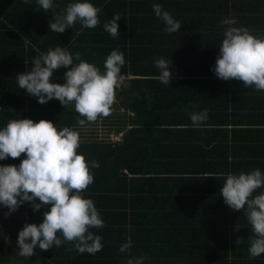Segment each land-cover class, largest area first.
<instances>
[{
	"label": "trees",
	"instance_id": "obj_1",
	"mask_svg": "<svg viewBox=\"0 0 264 264\" xmlns=\"http://www.w3.org/2000/svg\"><path fill=\"white\" fill-rule=\"evenodd\" d=\"M91 3L100 8L99 25L79 33L68 28L61 44L54 36V43L41 44L35 37L38 23L21 35L6 29L5 38L0 29V128L22 118L47 119L58 130L79 127L77 120L83 117L74 104L63 107L55 98L40 104L18 87L16 75L29 70L41 52L65 47L101 71L112 50L124 54L121 74L132 78L117 89L107 116L124 130L122 141L81 140L77 149L87 161L99 164L90 169L94 182L83 195L94 201L105 222L103 228L90 229L102 237L103 248L79 254L65 241L47 251L37 246L33 259L17 260L19 231L26 222H42L45 209L34 212L25 202L5 216L8 209L0 205V264H127L129 257L140 256L145 257L143 264H264V259L244 256L232 247L231 208L219 192L227 174L250 171L237 160L246 154L239 143L248 132L255 139L264 133V91L244 88L236 79H219L213 71L226 27L221 21L231 17L237 26L264 35V0ZM154 3L180 21L178 32L165 31L153 12ZM115 13L121 19L120 34L114 38L103 25ZM161 56L172 60L169 85L158 79L155 59ZM66 70H56L50 81L63 84ZM204 109L207 121L193 127L189 113ZM253 154L260 153L251 152L250 157ZM24 156L0 160V165H19ZM255 163L248 162L249 168ZM128 237L132 246L121 252Z\"/></svg>",
	"mask_w": 264,
	"mask_h": 264
},
{
	"label": "clouds",
	"instance_id": "obj_2",
	"mask_svg": "<svg viewBox=\"0 0 264 264\" xmlns=\"http://www.w3.org/2000/svg\"><path fill=\"white\" fill-rule=\"evenodd\" d=\"M30 0H24L29 3ZM38 9L49 13L56 5L53 0H37ZM155 16L165 25L169 34L178 32L180 21L162 9L159 3L152 5ZM100 9L90 0H74L67 4L63 15H54L49 21L51 32L63 33L79 22L84 28H95L100 20ZM121 19L119 13L108 20L103 28L112 37H117ZM225 25L220 50L213 71L217 78L228 81H243L244 88L264 91V35H255L245 26H237L234 18L221 21ZM75 61V63H74ZM31 68L16 75L18 87L45 104L53 98L63 107L74 104L81 119L77 124L81 129L86 122H95L98 117L111 114L116 102V91L121 87L124 76L121 69L125 64L124 54L114 49L104 61V71L86 60L79 52L72 53L65 47L49 48L32 59ZM172 60L163 56L155 59L159 69L158 79L170 84ZM71 66V67H69ZM61 67L64 73L63 84L50 81ZM196 107V105H190ZM193 127H201L208 119V110L189 113ZM80 132L68 126L59 130L52 121L31 118L10 119L0 128V160L9 157L20 158L19 165H0V205L8 209L10 215L28 202L33 211L42 207L43 220L39 224L25 223L18 233L19 255L29 258L39 246L47 251L59 247L65 241L74 246L79 254H95L102 250V237L90 229L103 228L104 220L91 198L83 193L94 182L90 169L98 168L96 161H87L78 154ZM264 172L255 168L249 172L229 173L220 188L224 203L245 215L251 228L247 237L250 258L264 254ZM238 237L236 245L243 242ZM132 246L131 237L120 246L125 252ZM145 257H129L127 264H143Z\"/></svg>",
	"mask_w": 264,
	"mask_h": 264
},
{
	"label": "crops",
	"instance_id": "obj_3",
	"mask_svg": "<svg viewBox=\"0 0 264 264\" xmlns=\"http://www.w3.org/2000/svg\"><path fill=\"white\" fill-rule=\"evenodd\" d=\"M54 5H56L52 10L49 11V13L44 12L41 9H38V3L37 0H30L29 3H24V0H0V29H2L3 36L5 38V31L11 30L21 35V31H24L25 28H35L36 23L39 24V27L37 31L35 32V37L39 38V42L42 43H54L53 36L56 38L57 41L60 42V44L65 40V33L66 30L63 33H55L51 32L49 28V21L53 19L54 15H63L64 10L68 3L74 2V0H53ZM92 2V0H90ZM99 8V7H98ZM100 9V8H99ZM78 27V29H76ZM73 31H76L79 33L80 29H84V27L81 26L79 22H77L73 28H69ZM70 31V30H69ZM55 34V35H54ZM42 53V52H41ZM126 80L131 79V76L124 77ZM89 123V122H88ZM87 123V124H88ZM78 126H76L74 129H77ZM247 130H251L253 128L248 127L245 128ZM264 130V127L261 128ZM256 137L258 139H255L253 133L248 132L245 134V138L243 142H240V145H244L246 150L245 158L240 157L237 160L244 163V170H253L256 168L261 169L262 172H264V133H261V135L256 134ZM261 140V141H257ZM257 152L260 153L259 156H256V154H253L252 157H250L251 152ZM237 154H240L236 152ZM243 154V153H242ZM246 160V161H245ZM259 161V163L257 162ZM249 163H255L254 168H249ZM249 168V169H248ZM259 191H264V189H259ZM231 222H230V231H231V244L232 247L234 246L237 251H241L242 253H245L249 255L248 253V239L247 237L251 235V228L250 225L247 222V219L243 212L241 211H235L231 209ZM238 237L244 238L243 242L239 245H236V240ZM1 238V235H0ZM17 250V260H23V259H33V256L29 258L25 257H18L19 255V249ZM258 260L264 259V254H262L259 257H256Z\"/></svg>",
	"mask_w": 264,
	"mask_h": 264
},
{
	"label": "built area",
	"instance_id": "obj_4",
	"mask_svg": "<svg viewBox=\"0 0 264 264\" xmlns=\"http://www.w3.org/2000/svg\"><path fill=\"white\" fill-rule=\"evenodd\" d=\"M76 130L80 132L81 140H95L112 144L121 142L124 134V130L118 129V125L112 117H98L95 122L86 124L84 129L78 127Z\"/></svg>",
	"mask_w": 264,
	"mask_h": 264
},
{
	"label": "rangeland",
	"instance_id": "obj_5",
	"mask_svg": "<svg viewBox=\"0 0 264 264\" xmlns=\"http://www.w3.org/2000/svg\"><path fill=\"white\" fill-rule=\"evenodd\" d=\"M126 85H127V80L124 78L123 84L121 85L120 88H123V87L126 86ZM18 257H20V255H18Z\"/></svg>",
	"mask_w": 264,
	"mask_h": 264
}]
</instances>
